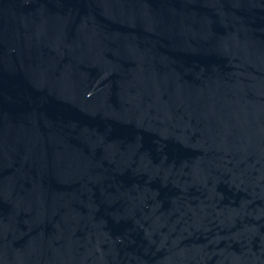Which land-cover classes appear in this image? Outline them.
<instances>
[{
	"label": "water",
	"instance_id": "obj_1",
	"mask_svg": "<svg viewBox=\"0 0 264 264\" xmlns=\"http://www.w3.org/2000/svg\"><path fill=\"white\" fill-rule=\"evenodd\" d=\"M0 264H264V0H0Z\"/></svg>",
	"mask_w": 264,
	"mask_h": 264
}]
</instances>
